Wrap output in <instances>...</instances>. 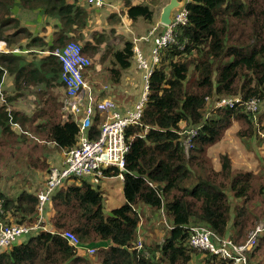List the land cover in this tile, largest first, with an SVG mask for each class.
<instances>
[{"label": "trees", "instance_id": "obj_1", "mask_svg": "<svg viewBox=\"0 0 264 264\" xmlns=\"http://www.w3.org/2000/svg\"><path fill=\"white\" fill-rule=\"evenodd\" d=\"M17 5L56 17L61 24L57 44H65L74 34L82 41L83 53L88 46L96 49L92 44L96 39L82 34L85 11L66 0H0V40L8 45L18 31L29 34L12 16ZM185 7L187 23L176 27V42L163 48L149 76V94L140 122L125 131L128 148L121 172L124 203L106 215L99 187L84 179L65 182L53 194L47 211L52 231L40 230L15 242L0 252V264H190L195 249L188 243L189 225L204 224L240 243L264 219V170L255 174L233 170L227 154L220 156L218 167L206 158V148L234 121L240 125V137L260 135L263 114H256L254 120L242 105L212 108L211 101L223 95H240L243 100L264 97V0H187ZM127 15L151 21L153 11L148 4H130ZM112 56L116 66L109 72L118 81L121 71L131 63V43L125 42ZM17 63L13 54L0 53V85L5 71L12 68L17 75H24L23 86L44 83L39 88L42 91L57 74L60 77L61 64L53 54L46 58L43 75L36 69H16ZM60 109L56 96L46 100L44 122L31 129L40 140L17 147L11 126L16 122L15 113L10 120L11 115L1 108L3 158L27 154L33 160L43 148L40 141H52L64 150L75 146L77 125L69 117L63 119ZM98 123L96 115L88 130L91 137L98 135ZM194 126L197 133L186 153L180 132ZM103 173L113 176L120 171L109 167ZM231 197L240 198L241 203L231 206ZM36 204L35 192L21 188L11 196L0 189V221L28 224L35 217ZM141 205L156 212L163 210L170 227L165 226L162 241L143 240L137 247ZM63 230L75 233L82 245H94L95 252L80 254L61 236ZM200 264L233 262L205 252ZM249 264H264V232L249 254Z\"/></svg>", "mask_w": 264, "mask_h": 264}, {"label": "built area", "instance_id": "obj_2", "mask_svg": "<svg viewBox=\"0 0 264 264\" xmlns=\"http://www.w3.org/2000/svg\"><path fill=\"white\" fill-rule=\"evenodd\" d=\"M95 7H102L105 0H86ZM188 10L185 5L177 8L171 14V23L162 25L158 30L152 27L140 38L131 43L132 58L142 75V88L134 104L124 110L118 109L111 98L97 99L88 86L85 73L91 65V59L83 53L78 41L69 40L53 53L61 64L60 82L63 88L62 106L67 117L77 125V144L64 153L59 165H51L37 192L35 221L32 224H3L0 221V252L9 249L15 242L23 240L28 234H36L40 230L52 231L47 211L53 194L65 183L72 179H84L90 183H98L104 177L103 170L116 167L123 178L127 151L126 128L140 122L143 108L149 94L148 79L155 65L160 61V53L165 46L176 42L174 31L178 25L186 24ZM139 40L149 42L148 54L138 43ZM0 50L3 51V41L0 40ZM8 51V49H7ZM207 101L210 98L206 97ZM257 97L243 100L240 95L220 96L211 101L212 108L233 107L242 105L255 119L258 111ZM98 112V113H96ZM106 112V117L98 123L99 133L91 137L88 133L96 114ZM183 139L189 141V147L184 144V150L191 147V138L197 133V127L184 128L181 132ZM162 211V210H161ZM264 229L260 221L243 242L237 243L230 236H220L204 224H193L188 227V243L198 251L208 252L223 259H229L233 264H249V254L256 246L257 238ZM68 243L83 255H91L95 247L80 243L78 236L70 230L60 232ZM141 247V241L137 242Z\"/></svg>", "mask_w": 264, "mask_h": 264}, {"label": "crops", "instance_id": "obj_3", "mask_svg": "<svg viewBox=\"0 0 264 264\" xmlns=\"http://www.w3.org/2000/svg\"><path fill=\"white\" fill-rule=\"evenodd\" d=\"M66 1L75 4V6H79L85 11V19L87 18L86 24L81 30H87L89 36L94 34L95 31L98 32L95 38L96 41H92L96 49L93 50L88 46L85 51L87 56L95 57L98 60L94 70L91 71L87 69L85 73L86 82L91 92L93 91L94 96L98 100L104 97L113 99L118 109L124 110L128 108V105L122 103V101L129 97L136 99L139 96L141 88L136 84V79L141 72L136 67L133 58H131L129 67L121 71L118 81H114L109 75V68L116 66L113 65L112 53L115 50L121 49L125 42L128 41L132 43L134 39L140 38L152 27H157L158 30H160L161 24L158 21L160 11H158V4H165L167 1L105 0V4L102 7H95L86 0ZM130 4H148L153 11L152 20L147 21L142 17L131 19V17L127 15V9ZM163 5L159 6L160 9ZM12 12V16L18 21L19 26L26 28L29 34L27 35L24 32L15 30V32H18L12 38L13 43L11 45H8L6 40H1L3 41V53H10L18 57L17 65L14 64L16 69L20 67H24L27 70L36 69L38 73L43 75L42 70L43 67H45L46 58L50 54L54 55L53 51L56 48L64 45L55 42V37H57L56 32L61 29V24H59L60 22L56 17L44 13L41 9H29L17 5L13 7ZM64 27L63 25L62 28ZM13 31V29L9 30L8 34ZM138 43L143 48L144 53L148 54L149 42L139 40ZM51 46H53V48H51ZM52 49L53 51H50ZM91 51H94V53L92 54ZM54 79H51L49 85L42 91L39 89L43 87L41 86L42 83L36 86H23L25 83L23 82L24 75H22V72L17 75L16 70L13 68L11 71H5L3 76V108L11 115L9 117L10 120L12 119V112L15 113L16 122H13L11 126L13 128L12 130L16 132L17 147L24 145L29 146L40 140L39 135L31 129L33 128L34 130L37 125L44 122L43 108L46 100L55 98L53 90L55 89L56 94H58V90L59 92L63 90L60 84L59 74H57L56 79ZM96 82H98V84H95ZM60 113L63 119L67 118L63 109H60ZM96 115L99 118V122H101L106 117L107 113L103 112ZM22 134H25V136ZM40 142L43 144V148L36 153L38 157L35 155L32 156L33 160H31L27 154L18 156L12 154L9 158V161L14 160L15 163L23 161L28 163L27 165L32 170L28 179L32 182H37L38 178L41 177L37 187L41 185L51 165L61 164L66 151L57 147L52 141ZM31 162L35 163V165H31ZM43 163L46 164L45 169H42ZM29 191H31V189ZM141 208L145 209L144 211L146 212L147 218L158 215V211H149V208L144 205H141Z\"/></svg>", "mask_w": 264, "mask_h": 264}, {"label": "rangeland", "instance_id": "obj_4", "mask_svg": "<svg viewBox=\"0 0 264 264\" xmlns=\"http://www.w3.org/2000/svg\"><path fill=\"white\" fill-rule=\"evenodd\" d=\"M163 4L164 3L158 5L161 6ZM159 6H158V11L161 10ZM82 34H84V36H86L87 38L90 37L93 39L96 38V34H98V32L95 31L94 34H91L89 36L88 31L83 30ZM67 39L75 40L78 41L79 43H82V41H80L78 37L75 36L74 34L73 36L68 37ZM1 52L3 51L0 50V53ZM89 58L91 59V65L89 66L88 69L93 71L94 68L97 66L98 60L95 57H89ZM109 75L112 78L110 72ZM85 79H86V75H85ZM136 80H137L136 84H138L139 87L142 88L141 73L139 74ZM190 80L191 81L194 80L193 74H191ZM95 84H98V82H96ZM43 85L44 83L41 84V86ZM53 92H54V96H56V101L59 102V105H61V109H63L62 106L63 90L61 92H59L58 90V94H56L55 89L53 90ZM257 98H259V102H258V111L256 114L257 115L263 114L260 135L258 137L254 135L251 138L240 137L238 135V130L240 129V125L236 121H234L230 127L224 129L220 139L216 140L214 144L212 143L206 148V153H207L206 158L208 161H212L214 167L219 166L220 156L222 154H227L231 161V166L233 170H242V171L248 170L253 174L258 173L261 170H264V97L262 99L260 97ZM120 99L122 100L121 97ZM133 99L134 98L132 97L123 99L124 102L122 101V103L127 104L128 105L127 107H129L133 105L134 102L137 100V98L134 100ZM1 108H3V80L0 85V109ZM209 114H210V110H209ZM205 116H209V115L206 113ZM182 141L183 142L185 141V146L188 148L189 141L187 139H182ZM186 153H188V150ZM10 156L11 155H8L5 158H3V148L0 149V189L11 196H15L21 188H24L25 190L31 189V192H37L38 190L37 186L39 184V180L41 177L38 178L37 182L30 181L28 179V176L30 173H32V170L27 165L28 163H25L24 161L17 163H15L14 160L9 161ZM91 184L93 185V187L96 188L99 187V189L103 193V211L106 215L109 214L111 208H115L124 203V197L122 194V180L118 177V175L104 176L101 178L100 182L91 183ZM258 185H259L258 183H255L256 187ZM230 201H231V206H234L236 202L241 203L240 198L231 197ZM144 210H145L144 208H141L139 210L140 221L137 228L139 242L141 241L142 243L143 240L147 241L148 243L162 241L163 236L166 234L165 226H167L168 228L170 227L169 220L167 219V217L164 216L163 211H159L158 215H154L153 217L151 216L150 218H147L146 212ZM149 211H153V210L149 208ZM34 221H35V217L33 218V221L28 224H32ZM260 221L264 222V219ZM260 221L257 224H259ZM47 227H50V221L49 224H47ZM263 232L264 229H262L259 236ZM32 235L33 234L30 233L24 236L25 237L24 239H27ZM203 256H204V252L195 250V256H193V258L191 259L190 264H200V259Z\"/></svg>", "mask_w": 264, "mask_h": 264}, {"label": "water", "instance_id": "obj_5", "mask_svg": "<svg viewBox=\"0 0 264 264\" xmlns=\"http://www.w3.org/2000/svg\"><path fill=\"white\" fill-rule=\"evenodd\" d=\"M187 0H168L162 7L159 13L158 21L162 25L171 23V14L177 9L185 5Z\"/></svg>", "mask_w": 264, "mask_h": 264}]
</instances>
